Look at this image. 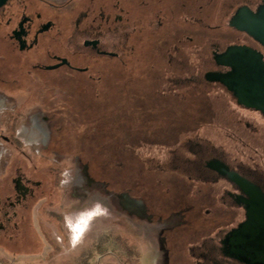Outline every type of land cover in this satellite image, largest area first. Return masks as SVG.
Here are the masks:
<instances>
[{"label": "flooded vegetation", "instance_id": "flooded-vegetation-1", "mask_svg": "<svg viewBox=\"0 0 264 264\" xmlns=\"http://www.w3.org/2000/svg\"><path fill=\"white\" fill-rule=\"evenodd\" d=\"M216 1H225V9L215 11ZM142 4L143 0H0V66L8 71L6 64L16 52L33 54L36 70L86 74L88 60L119 58L132 47L130 38L141 32ZM241 7L258 14L264 0H153L156 44L161 48L153 62V102L148 112L155 122L157 116L168 117L172 126L167 131L174 134L151 138L169 147L166 162L153 163V190L170 203L175 188L157 177L158 170H167L181 181L182 209L164 219L154 218L146 213L139 188L126 190L120 182L118 192L110 181L98 182L88 174L86 178L102 185L104 197L114 203L105 204L108 210L116 208L123 217L153 224L160 243L161 231L178 226L183 232L175 239L181 246L175 253L177 264H264V243L262 253L252 246L253 241L264 240V228L263 236L247 238L252 244L245 254H238L242 247L235 243L236 237L228 244L230 233L240 224H264V113L240 103L221 82L206 78L207 72L231 71L215 58L231 45L250 47L264 62V46L231 24ZM190 53L196 62L188 60ZM200 128L213 134L200 135ZM126 140L131 139H120L115 148ZM179 147L181 169L173 161ZM15 177L14 188L4 200L0 197V229L17 218L16 208L28 206L39 186L32 178ZM84 184L78 183L81 193L74 188L82 197L87 196ZM192 212L199 219L185 220Z\"/></svg>", "mask_w": 264, "mask_h": 264}, {"label": "rangeland", "instance_id": "rangeland-1", "mask_svg": "<svg viewBox=\"0 0 264 264\" xmlns=\"http://www.w3.org/2000/svg\"><path fill=\"white\" fill-rule=\"evenodd\" d=\"M215 5V11L223 10L226 2ZM153 24V0H143L141 32L130 38L132 47L119 58L88 60L86 74L36 70L33 54L16 52L8 71L0 66V197L4 200L14 188L17 174L39 182L28 206L16 208L17 218L0 229V264H177L181 246L175 239L183 232L178 226L161 231L160 243L153 224L123 217L116 208L91 218L96 204L113 202L84 173L110 181L118 192L139 188L148 216L164 219L183 207L181 181L167 170H158L157 177L175 188L170 203L153 190V163L166 162L169 147L151 138L174 135L167 131L172 126L168 117L157 116L155 122L148 112L153 62L161 48ZM162 59L167 60L165 53ZM188 60L197 58L190 53ZM210 93L214 99L215 92ZM25 128L35 129V142ZM204 131L213 134L200 128V135ZM126 138L131 140L115 148ZM182 151L179 147L173 157L177 165ZM80 180L86 197L79 196ZM184 219L199 216L192 212Z\"/></svg>", "mask_w": 264, "mask_h": 264}, {"label": "water", "instance_id": "water-1", "mask_svg": "<svg viewBox=\"0 0 264 264\" xmlns=\"http://www.w3.org/2000/svg\"><path fill=\"white\" fill-rule=\"evenodd\" d=\"M231 24L252 35L264 46V7L258 14L254 15L248 11L247 7H241ZM215 58L217 63L230 66L232 69L228 73L207 72L206 78L210 81L221 82L229 91L234 93L240 103L260 109L264 113V62L261 54L248 46L231 45L223 53L216 55ZM84 173L88 177L86 169ZM94 184L101 185L100 183ZM262 228H264V224H240L237 229L230 233L228 244L232 245L233 238L236 237L235 243L242 247L237 250L238 254H245L247 251L245 249H248L251 243H248L247 238L250 236L261 237ZM253 242L255 244L251 243L252 246L259 248L255 251L262 253L264 240Z\"/></svg>", "mask_w": 264, "mask_h": 264}, {"label": "clouds", "instance_id": "clouds-1", "mask_svg": "<svg viewBox=\"0 0 264 264\" xmlns=\"http://www.w3.org/2000/svg\"><path fill=\"white\" fill-rule=\"evenodd\" d=\"M91 212V218H95L96 216H107L108 213V209L102 205V204H96L94 206V208L92 210H90Z\"/></svg>", "mask_w": 264, "mask_h": 264}, {"label": "bare ground", "instance_id": "bare-ground-1", "mask_svg": "<svg viewBox=\"0 0 264 264\" xmlns=\"http://www.w3.org/2000/svg\"><path fill=\"white\" fill-rule=\"evenodd\" d=\"M29 131V130H28ZM24 133H26L27 137L31 140V141H36L37 138V132L35 131V129L30 130L29 132H27V128H25Z\"/></svg>", "mask_w": 264, "mask_h": 264}, {"label": "crops", "instance_id": "crops-1", "mask_svg": "<svg viewBox=\"0 0 264 264\" xmlns=\"http://www.w3.org/2000/svg\"><path fill=\"white\" fill-rule=\"evenodd\" d=\"M79 229V228H78ZM79 231H80V229H79ZM79 231L77 232V234L75 235V237H77L78 235H79Z\"/></svg>", "mask_w": 264, "mask_h": 264}, {"label": "trees", "instance_id": "trees-1", "mask_svg": "<svg viewBox=\"0 0 264 264\" xmlns=\"http://www.w3.org/2000/svg\"><path fill=\"white\" fill-rule=\"evenodd\" d=\"M105 147V146H104ZM106 148V147H105Z\"/></svg>", "mask_w": 264, "mask_h": 264}]
</instances>
